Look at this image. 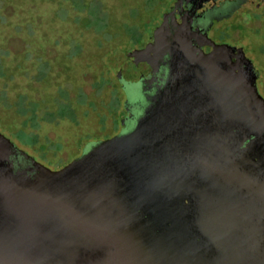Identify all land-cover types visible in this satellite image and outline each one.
Wrapping results in <instances>:
<instances>
[{
  "label": "water",
  "instance_id": "95a60500",
  "mask_svg": "<svg viewBox=\"0 0 264 264\" xmlns=\"http://www.w3.org/2000/svg\"><path fill=\"white\" fill-rule=\"evenodd\" d=\"M166 28L129 54L170 63L131 132L55 171L0 135V264H264L258 72L240 46L204 54L190 27L172 21L161 37Z\"/></svg>",
  "mask_w": 264,
  "mask_h": 264
},
{
  "label": "rangeland",
  "instance_id": "374dc122",
  "mask_svg": "<svg viewBox=\"0 0 264 264\" xmlns=\"http://www.w3.org/2000/svg\"><path fill=\"white\" fill-rule=\"evenodd\" d=\"M102 2L107 15H102L105 22L99 24L103 27L100 30L106 31L109 37L114 33L118 34L110 41L82 29V26L88 25V20H83L81 27L77 25L71 16L74 14L72 7L66 0H0V96L5 94L12 101L21 93L37 97L47 90L54 92L56 86L45 88L43 84L34 83L35 72L41 77L47 73L50 64L55 71L67 63L71 68V77L66 79L56 75L60 82L65 80L64 87L71 93L81 90L97 102L106 100L110 93L108 88L98 90L95 97L92 95L95 93L94 80L102 75L108 76V65L116 67L109 74L112 78L115 77L118 67L127 65V69H130L135 61L142 58L134 54L132 59H127V53L123 50H131V53L143 50L141 47L149 42L156 23L161 21L173 0ZM126 23L131 25L129 30L125 28ZM93 30L99 28L93 27ZM211 37L216 41L238 44L243 48L258 72L257 89L264 98V10L242 12L235 20L216 25ZM113 49L116 50V55H111ZM67 53L73 57H66ZM117 81L118 83L113 82L116 96L109 101L107 118L100 124L98 117L103 114L102 107L91 113V118L85 119L81 127L69 125L66 121L43 122L37 127L35 131L41 141H62L63 148L59 151H50L43 156L44 148L50 145L39 143L37 146L26 147L19 143L3 126L16 128L22 122V117L1 104L0 132L12 140L16 148L40 164L52 171L61 169L96 144L115 136L119 130L123 103L130 97L136 99L138 86L130 78L129 71L124 72L121 82L118 79ZM117 101L121 105L115 115L111 107ZM85 130L87 133L79 137ZM22 138L29 144L34 141L32 136L28 141L24 136Z\"/></svg>",
  "mask_w": 264,
  "mask_h": 264
},
{
  "label": "trees",
  "instance_id": "16d2710c",
  "mask_svg": "<svg viewBox=\"0 0 264 264\" xmlns=\"http://www.w3.org/2000/svg\"><path fill=\"white\" fill-rule=\"evenodd\" d=\"M62 1V0H60ZM70 3L73 13L72 19L77 25H81L83 20H88V25L86 27L80 26L82 29L87 31H92L101 36L105 41L113 40L118 36V34H113L110 37L106 35V31L103 29L100 30L102 22H105L102 15L107 12L102 0H66ZM61 10V9H60ZM69 12V11H68ZM104 13V14H103ZM59 17V16H58ZM65 19V18H63ZM93 27L99 28V30H93ZM106 27V26H105ZM131 27L130 24L126 23L125 28L129 30ZM69 40V39H68ZM77 42V41H75ZM71 42V43H75ZM78 44L81 42H77ZM82 44V43H81ZM83 46V45H82ZM122 51V50H121ZM120 51V52H121ZM123 52L129 55L131 50L124 49ZM116 55V50L111 51V55ZM72 58L73 56L66 54V57ZM48 66V65H47ZM121 67V66H120ZM118 67L117 70L120 68ZM1 68V67H0ZM116 69L111 65H108V70L106 73L108 76L102 75L99 78L94 80V91L92 95L96 96V92L101 88H108L110 90L109 96L106 100L102 102H97L94 98L91 99L87 94L81 90H76L75 92H70L68 88L64 87L65 80H59V77H71L70 74V65L65 63L59 70L53 69V65L48 66L47 73L41 77L35 72L33 77L34 83H40L45 85V88H51L56 86V90L53 92L41 93L39 96H27L24 93L19 94L14 100L10 101L5 94L0 96V104L5 106V108L13 109L18 116L22 117V122L16 127L3 126L4 129L10 131L16 140L19 141L22 145L37 146L40 144L50 145L44 148L43 156L50 151H59L63 148L62 141H49L44 139L40 140V136L36 133L37 127L41 123H51V122H69V125H79L81 127L85 119L91 118V113H94L99 107H102L103 114L99 115L98 123L104 121L107 118V110L110 107V100L116 96L114 91V81L118 83L116 73L115 77H109L111 71ZM1 70V69H0ZM116 70V72H117ZM57 75V76H56ZM68 79V78H66ZM116 83V84H117ZM121 105L120 101H117L111 108L113 113L116 115L119 107ZM105 113V114H104ZM105 118V119H104ZM103 119V120H102ZM90 132V131H88ZM87 131H83L79 137L86 134ZM0 135L4 136L1 132ZM25 137L26 140L32 136L34 141L29 144L23 140L22 137ZM27 136V137H26ZM5 137V136H4ZM13 144L14 142L10 140ZM28 141V140H27ZM15 145V144H14ZM16 147V145H15ZM20 150V149H19ZM37 152V151H36ZM38 153V152H37Z\"/></svg>",
  "mask_w": 264,
  "mask_h": 264
},
{
  "label": "flooded vegetation",
  "instance_id": "af4514ba",
  "mask_svg": "<svg viewBox=\"0 0 264 264\" xmlns=\"http://www.w3.org/2000/svg\"><path fill=\"white\" fill-rule=\"evenodd\" d=\"M260 10H264V0H173L171 7L165 12L161 21L156 23L155 29L161 27L166 21L167 28L163 30L161 35V37H166L172 21L178 24L184 23L186 27H190L192 34H194L190 38L192 45L202 53L209 54L216 52V48L222 45L239 46L213 39L211 32L216 25L229 23L242 12ZM151 39L141 47L143 50L149 45ZM164 49L165 44L160 40H154L151 44V51L156 53H161ZM140 56L142 57L138 60L140 64L129 69L132 71L144 68L139 79L133 80L138 86L137 100L130 97L123 103L122 114H120L121 124L117 133L114 134L115 136L127 134L134 129L137 121L154 103L168 81L170 63L167 54L162 55V62L157 67L153 62L145 66L149 58L142 52ZM126 57L132 59V56L127 55ZM232 62L236 63L235 57L232 58ZM14 166L16 169H23L28 166V163L18 158L14 160Z\"/></svg>",
  "mask_w": 264,
  "mask_h": 264
}]
</instances>
